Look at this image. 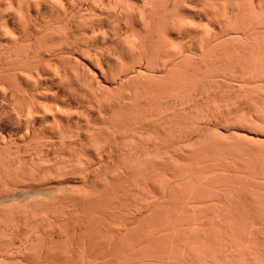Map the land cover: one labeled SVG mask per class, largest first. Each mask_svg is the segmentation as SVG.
<instances>
[{
	"label": "bare ground",
	"instance_id": "bare-ground-1",
	"mask_svg": "<svg viewBox=\"0 0 264 264\" xmlns=\"http://www.w3.org/2000/svg\"><path fill=\"white\" fill-rule=\"evenodd\" d=\"M4 1L0 84L29 95L10 117L34 154L0 155L1 256L264 264V0ZM52 75L73 112L52 106Z\"/></svg>",
	"mask_w": 264,
	"mask_h": 264
},
{
	"label": "rangeland",
	"instance_id": "rangeland-1",
	"mask_svg": "<svg viewBox=\"0 0 264 264\" xmlns=\"http://www.w3.org/2000/svg\"><path fill=\"white\" fill-rule=\"evenodd\" d=\"M5 1L3 0V2L1 1V3H0V16H4L6 19H7V21H8V24H9V27L8 28H10L9 29V31H12L13 29V32H15V30H16V32L14 33L15 35H17L16 33H17V27L16 26H14L10 21H11V19L12 20H14L13 19V17L15 18L16 16H14L15 15V9H16V5L14 4V3H12L10 6L12 7V8H10V6L9 5H7L6 3H4ZM104 2V0H102V2L101 3H103ZM7 5V6H5V5ZM137 5L139 4L140 5V3L137 1V3H136ZM15 5V6H14ZM87 5H89L90 6V1L87 3ZM100 6V3H97V6ZM14 6V7H13ZM9 7V8H8ZM15 19H17V17L15 18ZM53 19V18H52ZM10 20V21H9ZM12 26V27H11ZM13 26H14V28H13ZM16 28V29H15ZM19 30V29H18ZM1 32V31H0ZM13 32H11V34H13ZM1 35H0V37H1V39H0V42L1 43H3L1 40H3L4 38V35H3V33H0ZM13 34V35H14ZM3 35V36H2ZM57 36L56 35H54V42H55V38H56ZM3 38V39H2ZM32 38V39H31ZM28 39H30L29 41H30V43L32 42V40L34 41V37H30V38H28ZM52 39H53V36H52ZM20 41V40H19ZM18 41V42H19ZM56 41H59V43H60V39L59 38H57V40ZM29 43V42H28ZM29 43V44H30ZM52 43H53V40H52ZM58 42H56L55 44H57V45H55L54 43V45H55V47H54V45L52 46V49H55V48H57V47H59V44ZM21 44V43H20ZM22 44H23V42H22ZM31 45V44H30ZM32 45H34V44H32ZM31 48V47H30ZM33 50L31 49H29L28 50V55L31 57V55H32V52ZM2 52H0V54H1ZM3 54V53H2ZM5 54V53H4ZM3 54V55H4ZM5 56L7 57L8 55H6L5 54ZM0 57H1V55H0ZM4 57V56H3ZM1 57L0 59H1V61L0 62H4V58L6 59V57ZM8 58H9V56H8ZM43 58V57H42ZM44 58H46V56L44 55ZM47 59V58H46ZM46 59H43L44 60V62L46 61ZM38 61H40L39 59H37V58H33V59H31V62H32V65L33 66H36L37 65V63H39ZM2 62V63H3ZM44 62H43V64L42 65H40L39 64V66H38V68L37 69H39V67L41 66V68H40V70H42V68H44L45 67V64H44ZM1 63V64H2ZM60 63H61V60L60 59H57V57H54V56H52V58H50V59H48L47 60V64H48V66H49V68L51 69L52 68V70H54L55 69V71H53L52 72V74H54V72H56V68L60 71V69H62L61 67H60ZM62 64V63H61ZM52 66V67H51ZM56 67V68H55ZM58 70H57V72L56 73H58ZM94 72H95V70H93ZM60 73H61V71H60ZM60 73H58V74H60ZM52 77H54L55 78V76L54 75H52ZM1 81V80H0ZM56 81V82H55ZM59 81L57 80V78H55L53 81H52V85H50V86H48L47 88V90L50 92L49 93V95L52 97V102H53V104H52V106H55L54 105V103H56L57 105H60L62 102H64V104H65V106L68 108V111H71V112H73V107H74V105L72 104V100H75L76 99V95H75V93L72 91V89H68L65 85H63V84H59L58 83ZM1 83V82H0ZM2 84H4L3 86H2V90L0 89V114H2V116L0 115V125H2V126H0V128L2 129V132L0 131V135H2V137H1V142L4 140V138L6 137V139L7 138H9V140L7 139V142H8V144H13L14 146H15V139H16V143H18V144H16L17 146H15V147H13V146H11V145H5L7 142L4 140V143L5 144H3L2 146H0V155H1V157L3 156L5 159H12V158H15V157H17V156H19L18 158L20 159V157H22V159L24 158V161L25 162H28L26 159H28V157L31 155V153L32 154H34L33 152H34V150L31 148L30 150H31V152L29 153L30 155H28V157L26 156L27 154H28V150H26L25 151V149L23 148L24 146V144L22 143L21 144V140L20 139H18V138H21V137H18V138H16L17 136V134H19V136H23L22 135V133L20 132V130H22V132H23V129L22 128H20V124H17L14 120H15V118H13L12 119V117L14 116L15 117V114H13V113H15L12 109L14 108V106L13 105H17V103L16 102H19V101H21L22 103H23V101L22 100H24L25 101V99L27 100V98H28V96H27V94H26V96H24V97H19V98H21L22 100H20V99H18V95H17V97L15 98V95H14V97H11V94L10 93H12V92H10L11 90L9 89V87L7 86L8 84L5 82V83H3L2 82ZM1 86H0V88H1ZM47 92V91H46ZM51 92H52V94H51ZM48 94H46V97L44 96V99H49V98H51L50 96H49ZM13 96V95H12ZM42 96V95H41ZM25 97H27V98H25ZM24 98V99H23ZM44 99H42L43 101H44ZM71 101V102H70ZM13 102H15L14 104H12ZM21 103V104H22ZM27 103V102H26ZM19 104H20V102H19ZM25 105H27V104H25ZM13 106V108L12 109H10L11 107ZM53 108V107H52ZM13 111V113H12V111ZM7 112V113H6ZM5 113V114H4ZM10 114V115H9ZM11 115H13L12 117H10ZM11 118V120L12 121H14L17 125H15V127H13V128H16V126H18L19 125V131L17 132L16 131V129H14L13 130V128H12V130H13V132L11 131V127L10 126H14V122L12 123L11 122V120H10V118ZM8 119H9V121L13 124H9L10 122L8 121ZM6 120H7V122H6ZM10 125V126H9ZM3 127V128H2ZM7 127H10V128H8V130L10 129V131H11V133L10 132H7L6 131V129H7ZM22 127V126H21ZM0 129V130H1ZM17 130H18V127H17ZM4 132L6 133V134H8L9 133V135H10V137L8 136H5L6 134H4ZM43 132H45V134H44V136L46 135V133L47 132H49V131H43ZM13 133H15V134H13ZM54 133V132H53ZM11 135H13L12 136V139H10L11 138ZM47 136H48V134H47ZM13 138H15L14 140H13ZM3 139V140H2ZM10 140H13V141H11L10 142ZM18 140H20V144H19V142H17ZM58 141H59V139H58V135L55 133V135L54 134H52V162H55V163H60L61 162V157L64 155V154H66V152H67V150L64 152V154L62 153L63 151L60 149V147H59V143H58ZM2 143H0V145H1ZM16 147H18V148H16ZM16 148V149H15ZM29 150V151H30ZM33 150V151H32ZM25 152L27 153L26 155H25ZM17 154V155H16ZM24 154V155H23ZM23 155V156H22ZM65 157L67 156V154L66 155H64ZM25 157H27V158H25ZM30 158V157H29ZM22 159H20V160H22ZM29 160V159H28ZM23 161V162H24ZM52 178H53V176H52ZM31 183V182H30ZM25 184H27V185H29V182H27V183H25ZM25 184H23V185H25ZM27 185L25 186V188L27 187ZM33 184L31 183L29 186L31 187V188H33L34 186H32ZM21 187H23L22 185H20ZM0 234H1V232H3L2 230L3 229H1V226H0ZM4 233H6V231L4 230ZM3 233V234H4ZM3 238V237H2ZM7 238V237H6ZM3 239H0V241H2ZM6 240V239H5ZM5 240H3L2 242L3 243H5ZM0 243V244H2L3 245V243ZM7 242V241H6ZM2 245H0V249L3 247ZM3 248H5V246L3 247ZM2 250V249H1ZM3 250H5V249H3ZM2 250V252L1 253H3L4 251ZM1 253H0V256H1ZM4 256V254L0 257V260H4V259H2V258H5V257H3ZM14 259V258H13ZM18 259V258H17ZM5 260L7 261H11L10 263L11 264H13L12 263V260H9V259H7V257L5 258ZM4 260V261H5ZM15 260V259H14ZM13 260V262H15ZM4 261H0V262H3V263H5ZM20 261V260H19ZM2 263V264H3ZM9 262H7L6 264H8ZM9 263V264H10Z\"/></svg>",
	"mask_w": 264,
	"mask_h": 264
}]
</instances>
